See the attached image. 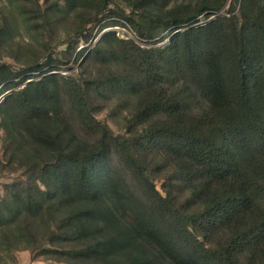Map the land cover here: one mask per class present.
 I'll return each mask as SVG.
<instances>
[{
    "label": "trees",
    "instance_id": "trees-1",
    "mask_svg": "<svg viewBox=\"0 0 264 264\" xmlns=\"http://www.w3.org/2000/svg\"><path fill=\"white\" fill-rule=\"evenodd\" d=\"M67 1L72 7L88 5ZM110 1L95 0L98 13ZM155 1L136 0L144 10ZM237 1L239 14L198 27L192 25L199 16L215 13L226 0L177 6L164 25L184 29L165 48L120 40L122 54L146 79L175 66L211 106L212 127L205 128L182 112L183 100L154 86L137 113L142 123L149 122V142L180 162L179 174L201 210L176 208L139 155L142 135H116L91 111L86 89L91 82L65 78V95L80 124L100 134L97 142L78 137L63 113L57 75L47 74L7 96L1 106L4 119L23 118L24 135L53 151V158L43 168L51 184L18 189L8 200L0 196V250L12 255L35 244L74 264H249L242 255L264 264V0ZM104 17L101 29L118 23L112 13ZM47 65L6 71L4 89L13 88L20 76L34 78ZM162 112L164 118L152 119ZM109 152L140 182L157 219L145 213L144 203H131L133 195L110 165ZM195 157L201 165L189 162ZM218 229L227 236L212 245L209 236Z\"/></svg>",
    "mask_w": 264,
    "mask_h": 264
},
{
    "label": "rangeland",
    "instance_id": "rangeland-1",
    "mask_svg": "<svg viewBox=\"0 0 264 264\" xmlns=\"http://www.w3.org/2000/svg\"><path fill=\"white\" fill-rule=\"evenodd\" d=\"M88 5L72 7L67 0H0V196L3 200L12 197L18 189L29 191L51 180L43 171L53 158V151L24 135L25 122L21 117L4 119L1 106L13 92L27 86L43 75H57L63 113L72 129L81 139L97 142L100 134L86 131L72 110L70 99L65 95V78H74L86 85L87 96L94 116L106 124L116 135L132 137L142 135L139 155L145 160L151 178L158 189L171 199L176 208L185 213L201 210L195 200L187 179L179 174L180 162L174 155L165 153L149 142L145 133L149 122L142 123L137 113L144 100L150 98L154 86L164 88L169 94L183 100L182 112L203 124L212 127L211 106L197 85L175 66H167L162 76H142L139 65L122 54V39H129L150 50L165 48L177 32L174 26L165 28L164 21L171 18V11L179 5H194L199 0H156L147 10L137 5L136 0H111L102 13H98L95 0ZM81 2V1H80ZM95 3V4H94ZM240 3L226 0L215 13L202 14L192 26L198 27L220 16L239 14ZM112 13L118 23L102 28ZM114 35V38L107 36ZM89 38V39H88ZM100 52H96L97 48ZM159 60V59H156ZM47 67L34 74V78L20 76L11 89H4L2 81L6 71L29 70L37 64ZM50 70L48 73L41 71ZM153 85V87H152ZM11 106H17L15 103ZM160 113L152 119L164 118ZM201 165V159H189ZM109 162L122 184L126 183L133 195L131 203L145 204V213L158 218L142 191L141 184L132 172L112 152ZM42 176V177H41ZM210 177L214 178L213 175ZM128 191V190H127ZM128 194V192H127ZM264 205V201H262ZM227 236V231L218 229L209 236L210 244L216 245ZM48 246V245H47ZM243 260L255 264L247 255ZM0 264H74L54 255L45 254L35 244L22 245L12 255L0 250Z\"/></svg>",
    "mask_w": 264,
    "mask_h": 264
},
{
    "label": "water",
    "instance_id": "water-1",
    "mask_svg": "<svg viewBox=\"0 0 264 264\" xmlns=\"http://www.w3.org/2000/svg\"><path fill=\"white\" fill-rule=\"evenodd\" d=\"M178 33V32H177Z\"/></svg>",
    "mask_w": 264,
    "mask_h": 264
}]
</instances>
